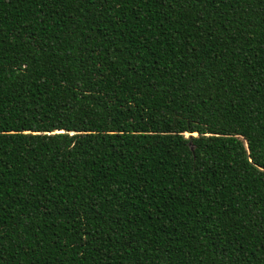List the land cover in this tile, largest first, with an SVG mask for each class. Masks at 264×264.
Instances as JSON below:
<instances>
[{
  "label": "trees",
  "instance_id": "1",
  "mask_svg": "<svg viewBox=\"0 0 264 264\" xmlns=\"http://www.w3.org/2000/svg\"><path fill=\"white\" fill-rule=\"evenodd\" d=\"M0 264H264V0H0Z\"/></svg>",
  "mask_w": 264,
  "mask_h": 264
}]
</instances>
